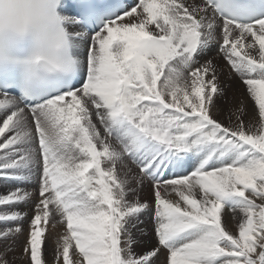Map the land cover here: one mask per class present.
Returning a JSON list of instances; mask_svg holds the SVG:
<instances>
[{
    "label": "rangeland",
    "instance_id": "obj_1",
    "mask_svg": "<svg viewBox=\"0 0 264 264\" xmlns=\"http://www.w3.org/2000/svg\"><path fill=\"white\" fill-rule=\"evenodd\" d=\"M141 1L136 0V3L140 5ZM200 3L190 4V11L194 14L189 15V24L197 22L202 36L212 37L211 30H215L213 37L218 38L220 27L217 24L221 21H214L205 14V10L209 12L207 0ZM184 4L182 0L180 5L185 7ZM147 6L148 4H145L146 9L140 11L144 16L141 15L142 17L146 15L153 21L156 14H149ZM203 27H207L206 32L203 31ZM226 28L227 32L223 31L224 41L219 44V40L211 39L207 44V50H203L199 44L192 50L182 49L181 45L188 36H182L183 38L179 39V47H174L172 38L156 34V39L161 37L159 40L164 46L157 54L159 63H176L173 56L178 54H181L178 57L184 59L187 57L195 64L204 63V66L196 68L193 74L190 72V76L193 75L203 86L202 89L194 87L193 79L181 77L170 83L165 81L163 84L161 91L163 104L170 109L174 108L169 105V102H172L169 98H174L173 102L177 101L179 105L172 104L177 107L174 116L169 109L160 108L159 111L163 115L157 118V122L160 121L164 127L168 125L170 132L171 129H176L178 124L181 125L176 134L178 141L175 143H172L173 138H170L172 133L169 135V131L162 136L163 142L154 140L152 137L157 138L155 134H149L148 137L143 132H137L136 125L143 126L150 119L148 108L142 122L136 120L132 126L120 123L122 119L127 121L119 105L122 81L120 75L110 80L113 88L112 91L108 88L106 95H97V91L92 90L99 86L103 77H108L112 72L115 76L117 43L110 36L112 30L100 33L99 36L82 38L87 43V49H83L85 58L79 61L82 64L84 62L86 77L81 79V84L73 93L79 92L78 96L84 110L91 112L96 108L97 114H100V111L105 116L104 120H99L100 128L94 122L95 115L90 114L87 117L90 120L88 125L93 131L96 130L94 132L98 135L97 144L94 142L90 151L85 154L82 144L70 137V123H66L65 115L58 111V107L50 111L34 109L29 111L28 115L24 114L19 123L10 121L8 125L5 124L6 120L3 123L4 117H0V264H264V253L262 255L258 252V259L252 258L253 247L256 251L262 248L264 252V242L254 238L253 219L249 211L252 200L250 195L245 196L250 189H245L247 191H243L244 195L231 194L233 191L230 184L224 182L226 179H221L222 181L219 179L216 182L210 180L215 179L214 177H207L212 172L222 171L220 162L225 159L230 164L234 159L242 162L244 155L248 153V147L259 145L261 141L257 139V129H254L253 133L246 132L247 118L243 103L262 104L264 108V87L260 88L255 85L256 82H249L251 79L257 80L256 70L251 68L264 63V27H261L259 32L251 29L243 34ZM225 49L230 52L229 55L222 52ZM217 52L222 54V58L225 56V66L230 74H237L231 59L243 60L250 67L245 68L244 73L238 74L242 79H238L237 83L243 84L242 89L232 85L230 76L223 78L221 69H218L222 63L216 59ZM231 55L233 58L228 59ZM128 58L129 54L125 52L122 59ZM215 61L218 63L211 66ZM228 64L234 68L230 69ZM170 65L176 68L178 66L177 63ZM173 66L170 67L176 73L180 71L178 73L186 76L184 68L176 69ZM149 85L151 86L146 82V86L150 87ZM255 86L259 89L256 90ZM83 88L85 93L80 92ZM90 90L95 97L90 95ZM176 91H179L181 96L176 97L174 95ZM111 92V96L106 97ZM199 99L202 102H198ZM135 104L142 106V110L144 105H148L149 108L153 105L149 98L143 99L141 104ZM6 109L5 117L9 115L6 112L12 107L7 106ZM51 111H54L55 115L52 116ZM202 112L206 113L204 118L200 115ZM65 113L71 114L72 111L68 110ZM213 115L223 116L225 122L217 121ZM197 118H202L201 124ZM68 119L71 118L66 116V120ZM259 120L258 127L259 124H264V109L259 112ZM53 125L58 127L54 135H60L56 138L49 133ZM111 125H118L123 132L129 130L130 139L126 141L125 149H132L140 144V140L146 139V144L148 142L147 146L150 147L146 158L150 160L159 156L161 165L158 170L162 165L171 163L177 166L175 174L166 175V178L163 175L158 178L157 174L152 177L150 172L154 167L147 172L142 159L120 163V158L124 160L128 158L115 136H112V130L108 133ZM82 128L84 131V126ZM199 131L202 133L201 136H197ZM188 134L189 137L193 135V144L187 142ZM244 134L247 140L243 141L248 145L243 146V143L236 147L234 145L236 139L243 137ZM98 140L102 141L103 148L98 144ZM228 140L233 141V144L230 143L231 146L226 147ZM191 146H194L193 155L189 149ZM205 148H210V153H206ZM228 150L230 152L227 153ZM62 153L70 155L71 159L58 165L57 160ZM151 154L153 156L149 157ZM95 156L99 159H94ZM103 159L107 161L98 167L100 171L98 185L91 191L92 193H88L84 184L86 172L94 168V162L98 164L99 160ZM123 163L128 168V174L124 171ZM214 163L216 167L211 166ZM185 164L190 165L185 167ZM246 164L249 168L250 159ZM140 173H144L142 175L145 179L132 177H139ZM193 178H202L204 182L191 181ZM76 184L81 185L82 190L79 185L75 186ZM102 190L105 195L102 193V196H99L98 193ZM222 199L230 201V207L225 211H216L210 207L209 201L221 202ZM54 227L62 228L63 234L58 228L55 233H50V229ZM54 234L56 235L53 238Z\"/></svg>",
    "mask_w": 264,
    "mask_h": 264
},
{
    "label": "bare ground",
    "instance_id": "obj_2",
    "mask_svg": "<svg viewBox=\"0 0 264 264\" xmlns=\"http://www.w3.org/2000/svg\"><path fill=\"white\" fill-rule=\"evenodd\" d=\"M133 2H134V5H136L135 9L133 11H131L126 16H120L115 21H110V23L108 24V26L106 28H103L101 31H96L95 34H93V35L86 34L83 31V29L75 23L74 19L66 11V9H63L60 13H58V16H60V18L62 20V26L64 28V31L66 32V36L68 37V41L70 43L71 56H72L75 64L77 65L78 78H77L76 84H74L72 86V88H71L72 94H71L70 97H65L61 104H55V102L52 101L48 105H43L41 107V109H38V111H40V110H42V111L43 110H49L50 111L51 109H54L55 107H58L59 108L58 111H60L61 113H63V115H65L66 123H70V129H69L70 137L75 142H78V143L82 144V147H83V150H84L85 154L87 153V151H90V149L92 148L94 142H96L95 144H97V139H98L97 133L94 132L96 130L93 131L92 127L88 125L90 120L87 119V117L90 114L95 115L96 119L94 120V122L97 123V125L100 128L101 125H100V121L99 120H104L103 118H105V116H103V112L99 111V113L102 115V117H98V116H100V114H97L98 112H97L96 108L94 110H92L91 112H90V110H88V111L84 110L82 101H81V99L78 96L79 92L76 93V94L73 93V90L77 89V87L81 84V79L83 77L84 78L86 77V76H84L85 75V70H86V68L84 67V62L82 64L79 61L80 59H84L85 58V55H83L82 51H83L84 48L87 49V43L84 42L82 40V38H89V37H92V36H99L100 33L103 34L105 32H108L109 30H112L111 33H110V36L117 43L116 44L117 48H116V51H115V53H116L115 57H116V60H117L115 76L113 75L114 72H112L108 77H103L104 79H103V81L100 84H98L99 86L96 87L95 89H92V90L94 92L97 91L96 92L97 95L98 94L106 95V92H108L107 89L109 88L112 91V88H113V85L110 82V80L115 79L116 75H120V78L122 79V81L120 83L121 84V88H120V91H119V105L122 107L123 117L127 120V121H125L124 119H122L120 123L127 124V125L130 124L132 126V125H134L133 122H135L136 120H141V122H142L144 120L145 112L147 110L146 108H148V110L150 112V116H149L150 119L143 126L141 124L140 125L138 124L139 126L136 125L137 126V132H143L145 134V136H148V137H149V134H155L157 136V138L156 137H152V136L151 137L154 138V140H156V141L163 142L164 140L162 139V136L166 133V131L170 132V130L167 128L168 125H167V127H164V125H161L159 123L160 121L157 122V118L163 115L162 113H160L161 111H159V110H160V108H162V109L166 108L167 110L169 109V111L171 112V115L174 116V113L176 111L175 108H177V107L172 105V104L174 103L176 105H179L177 103V101L173 102L174 98H169L172 101V102H169V105L174 107V108L170 109V108L166 107L163 104V100L161 98V96L163 97V94L161 92L163 90V87H164L163 84L165 83V81L170 83L171 81L181 77V78H184V79H187V80L188 79H191V80L193 79L194 87L202 89L203 86L201 84H199V82L197 80L194 79L195 77L193 75L190 76V72L192 73L196 68H198L200 66L203 67L204 63H202V60H200L203 65L202 64H200V65L199 64H195V62L191 61L187 57L185 59L183 57H178V56H181V54L174 55L173 58L175 59L176 63L178 64L177 68L178 69L184 68L183 71L186 70V72H184V74L186 76L182 75V73H178L180 71L177 72L179 74V75H177V73L174 71V69H172L170 67V66H173V65H170V64H176V63H170V62H164V63L161 62V63H159L157 61V54L160 51V49L162 48L163 42H160V40H159L161 37L159 39H156V34H160L162 36H166V37L172 38L173 39L172 43H173L174 47L179 45V43H180L179 39L182 36H185V37L188 36V38H185L184 42L181 45L182 49L192 50L197 44H199V46L203 50H207V44H208V42L211 39L219 40V44L222 41H224L223 39H225V32H223V31L227 32V28L226 27H228V29L233 31V32L237 30L241 34L246 33L248 30H251V29H254L255 31L257 30L256 32H259L260 28L264 27V20L259 22V23H255L252 26H248V27H234V26L230 25L227 21L219 19L215 15V13L213 11V8L209 6L208 1H207L206 6L208 7L209 12L207 10H205V14L210 16L214 21H221V23L217 24V26L220 27V29L218 28V30H219L218 34H217L219 36L218 38L213 37L214 34H215V30H211L212 37L202 36L201 33H200V27H198L199 24H197V22H192V24H189V22H188L189 19H190L189 15L194 14V12L190 11L191 10L190 9V6H191L190 4L192 2H201L200 4H202V0H184L185 7L180 5L182 0H152V1L151 0H142L140 5H138L136 3V0H133ZM0 3L2 4L3 8H6L9 5H14V3H12V0H0ZM145 4H148L147 10L149 11V14L150 13L156 14L155 15L156 16L155 20L150 21V18H148L146 15H145V17H142L143 14L140 11L143 8H145L144 7ZM202 5H204V2H203ZM186 7H188V9H186ZM147 10H145V12ZM29 22L30 21H23V24L26 25ZM195 26H196V28H195ZM206 28L207 27H203V31L204 32H206ZM233 32H230V33H233ZM228 36H230V35H228ZM195 38H197V40ZM166 42L164 43V45L166 44ZM229 44H230V42H229ZM168 50H170V49H168ZM125 52H127L129 54V58L127 60H123L122 59V55ZM166 52H167V49H166ZM173 52H175V51H173ZM222 52L225 53V54L227 53L228 55L230 54V52H228L226 49L223 50ZM215 55L218 56L216 59L220 60L221 62L220 61L219 62L222 63V65H220L218 67V69H221L223 78H225V77L228 78L230 76L229 77L231 79L230 81H233L232 85L236 86V88H238V89H242L243 88V84L240 83V82L237 83V81L242 79V77H240L238 74L239 73H244V71H245L244 69L245 68H250V67H248L247 63H245V61L243 62V60L240 61L238 59H235V60L231 59V58H233L232 55H231L228 59H231L233 61V63L235 64L234 67H235V69L237 71V74H230L228 72L226 66H225V56H224V58H222V54L218 53V52ZM220 55H221V57H220ZM233 55H235V54H233ZM195 58H196V56H195ZM214 58H215V56H214ZM204 60H206V59H204ZM189 63H191V64H189ZM216 63H218V61L217 62L215 61L213 64L211 63V66L212 65L214 66ZM227 63H228V61H227ZM207 64L210 66L209 63H207ZM173 67H175V66H173ZM229 67H230V69L234 68V67H232V65H229ZM251 69L252 70H256L255 72H256L257 80L256 79H251L249 82H253V83L256 82V84H255L256 86L258 85L260 88H263L264 86H262V84H264V63H261L260 65H258V64L254 65V67H252ZM251 69L249 71H251ZM232 73H235V72L232 71ZM109 77H111V78H109ZM246 77H248V76H246ZM146 82H149L151 84V86L149 85L150 87H147L146 86ZM257 82H260V83H257ZM255 89L257 90L259 88L256 87ZM92 90H90V92H91L90 95H92V97H95L96 95L93 94ZM80 92H84L85 93V88H83ZM87 93H88V91H87ZM111 94H112V92L109 93L106 97L111 96ZM142 94H144V95H142ZM174 95L176 97H178V96H181V93L179 91H176L174 93ZM201 95H202V93H201ZM106 97H104V98H106ZM139 97L142 98V99H140ZM148 98L150 99V102L153 103V105H150V108L148 107V105H146V106L144 105L143 110H142V106L140 107V106L135 104V103H140L141 104L143 102V99H148ZM166 98H168V97H166ZM87 99L89 100V98H87ZM198 102H202V101L199 99ZM205 104H206V102H205ZM243 105L245 107L244 112H245L246 118H247L245 125L247 126L248 130L246 132L247 133L248 132L251 133L254 129H257V133L258 134H256V133H254V134H256L257 135V139L259 138L262 142L260 141L259 145L258 144H254L255 146H252V145L249 146L248 150H247L248 153H246L244 155V157H243L244 160L242 162L241 161H237L236 159H234V161L231 162L232 164H230L227 159H225L224 161L220 160V161H222V162H220V166L222 168V171L212 172L207 177H214L215 179L210 178V180L211 181L214 180L216 182H218L217 180H219V179L220 180L221 179H226L224 182H228L230 184L231 189L233 191V193H231V194L244 195L243 191L245 189H247V188L250 189V190H248V192H246V193L244 192V193H245V196L250 195V198L252 200V204L249 207V211H250V216L252 215V219H253L252 228H253V233H254V236H255L254 238L257 241L259 240V242L260 241L264 242V233H263V231H264V124L263 123H262V125L259 124V127H258V121H260L259 120V112L262 109H264V108H263L262 104L248 105V102L247 103H243ZM7 106L10 107V108L12 107V109H10L9 112H6L9 115H6V117H5V110H7L6 109ZM78 106H79V109H78ZM103 107H104V105H102V108ZM91 108H92V105H91ZM0 109H1L0 117L2 116V117L5 118V119L3 118L2 120H3V123L6 120V122H5L6 125H8L10 123V121L19 123L20 122V118L24 114H26V115L29 114V111H27V109L20 103L19 98L16 95H14V94H12L10 92H8V94L0 93ZM34 109H36V107H33V110ZM68 110L72 111V113L71 114L65 113ZM42 111L40 112V114L42 113ZM162 112H164V111H162ZM51 113H53L52 116L55 115L54 111L53 112L51 111ZM202 113L203 114H200V115H201L202 118H204L206 113L205 112H202ZM66 116H68L71 119L66 120ZM213 116H214V118H216L217 121H220L221 123L225 122L224 119H223V116H221V117H216L215 115H213ZM202 118H197V119H199L198 120L199 124H201ZM181 122H183V121H181ZM190 123H192V121H190ZM212 123H214V120H213ZM217 123L219 125H221L219 122H217ZM165 124H166V122H165ZM170 124H173V123H170ZM39 126H40V124H39ZM83 126L85 128L84 131H83V128H82ZM140 126H142V127H140ZM111 127L112 128H109L108 133L110 132V130H112L111 131L112 132V136H115V138L117 139V141L120 144V147L125 152V156L128 159H130V160H128V159L124 160V158H122V159L120 158V163L123 162V161L125 163L127 161L130 163L131 161H134V159H136V160L137 159H142L143 165H144L145 169L147 170V172L150 169H152L151 168L152 166L154 167L151 170V172H150L151 176L154 177L155 173L158 170V167L161 165V160H160L159 156L153 157L150 160H148L149 158H146V157H148L147 156V151L150 150V147L147 146L148 142L146 144V139L140 140V144L138 146H134L132 149H128L127 150V149H125V147H127L126 141L128 139H130L129 130H126V131L124 130L125 132H123V130L120 129V127L118 125H111ZM180 127H181V125L179 126V124H178L176 126V129L175 128H174V130L171 129L170 134L167 132L169 135H171V133H172V136H170V138L171 137L173 138L172 143L173 142L175 143V142L178 141V139L176 137V134H178V130L180 129ZM57 129H58V127L56 128V126L53 125V128L51 129V132L49 131V133H51V135H53L55 138L60 136L59 134H55L54 135V132H56ZM47 130H48V128L46 129V131ZM133 130H136V128H133ZM182 131H183V129L181 130V132ZM246 134H244L243 137L239 136L240 137V138H238L239 140L236 139L237 141L234 144V145H236V147L241 146L243 143H244L243 146L248 145L246 142H244V141L247 140L246 139ZM125 135L127 137H125ZM201 135H202V133L199 131L197 133V136H201ZM181 136H183V135H181ZM192 136L190 135V137H189V134H188L189 138L186 137L188 139V140L187 139L186 140H187V142L189 144H191V143L193 144ZM166 138H168V136H166ZM81 139H82V141H81ZM181 139H183V138H181ZM135 140H137V138ZM98 141H99L98 144H100L101 148H103V146L101 144L102 141L101 140H98ZM133 143H135V142H133ZM230 143L233 144V141H231V140L229 141L228 140L227 141V145H225V146L226 147L227 146H231ZM176 145H177V143H176ZM223 146H224V144H223ZM117 147H119V146L117 145ZM193 147L191 146V148H189L190 152L192 153V155H193V152H194V148ZM181 148H182V146H181ZM114 150H115V147H114ZM125 150H127V151H125ZM187 150H188V148H187ZM197 150H198V148H197ZM204 150L207 151L206 153H208V152L210 153V148H205ZM74 152H76V151H74ZM228 152H230V151L228 150L227 153ZM231 152H232V150H231ZM233 152H234V150H233ZM70 153H72V152H70ZM61 155L62 156H59L60 158L57 160V164L58 165H60L62 163H67V162H69L68 159H71L70 155L66 156V154L64 155V153H62ZM83 155L84 154H81V156H83ZM159 155L161 156V153ZM207 155H209V154H207ZM221 155H223V154H221ZM151 156H153V155L151 154L149 157H151ZM117 157L119 158V155H117ZM224 157H227V156H224ZM94 159L98 160L99 158L97 156H95ZM212 159H214V157ZM248 159H250V167L249 168H248V166H246L247 165L246 161ZM106 161H107L106 159H103V161L99 160L98 164L94 162V168L92 167L91 169L87 170V172H86L87 177H86L85 183H84L86 185V192H88V193L91 192L98 185V181H99L98 174L100 173L98 167L100 166V164L105 163ZM198 161H199V159H198ZM123 165H124L123 166L124 167V171L127 172V174H128L127 166L124 163H123ZM189 165L185 164L184 166L185 167H189ZM207 165H206V169L208 167ZM213 165H215V163L212 164L211 166H213ZM176 167L177 166L171 165V163H170V165L168 163H166L165 165H162V167H160V169L158 170L157 177L160 178L162 175L165 177L166 175L170 176L172 173L175 174L174 170H175ZM215 167H216V165H215ZM201 168H203V167H201ZM233 169H236L238 171H233ZM205 171L207 172V170H205ZM194 172H193V175H194ZM142 174H144V173H140L139 177L138 176H132V177L143 179L144 177H143ZM203 174H204V172H203ZM195 175H196V173H195ZM197 175H199V174L197 173ZM202 178H197V179L193 178V179H191V181H194V180L196 181L197 180V182H204ZM207 179H209V178H207ZM253 180H255V181H253ZM251 182L253 184H251ZM47 183H48V181H47ZM77 185H79V184H76L75 186H77ZM107 186H108V184H107ZM79 187H80V190H82V186L79 185ZM245 191H247V190H245ZM102 193L104 194L103 190L100 191L98 193V195L102 196ZM216 194H218V193H216ZM115 198H116V196H115ZM217 198H218V196H217ZM225 199L224 200L222 199L221 202H220V200H219V202H211V201H209V205H210V207H212L213 210L225 211L228 207H230V201L228 199L227 200H225ZM215 201H217V200H215ZM38 202L39 201L37 200V204H38ZM38 206H39V204H38ZM50 227L51 226H49V228ZM65 227H66V225H65ZM56 229H55V227L52 228L53 231L50 229V233H55ZM63 229H64V227H63ZM59 230H60L61 234H63V231H61L62 228L59 229ZM55 235L56 234L53 235V238L55 237ZM58 236H59V234L56 237H58ZM253 242H255L254 239H253ZM263 248H264V246H263ZM252 251L254 252L252 254V256H253L252 258L253 259H258L257 258L258 252L259 253L261 252L262 255L264 253L262 248L259 251H256L255 248L253 247ZM65 262H67V261H65Z\"/></svg>",
    "mask_w": 264,
    "mask_h": 264
}]
</instances>
